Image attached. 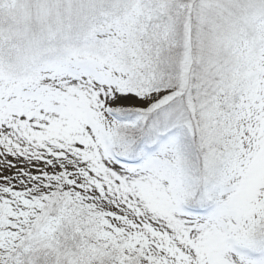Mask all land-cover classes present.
I'll list each match as a JSON object with an SVG mask.
<instances>
[{"label":"snow or ice","instance_id":"6c2138e0","mask_svg":"<svg viewBox=\"0 0 264 264\" xmlns=\"http://www.w3.org/2000/svg\"><path fill=\"white\" fill-rule=\"evenodd\" d=\"M0 264H264V0H0Z\"/></svg>","mask_w":264,"mask_h":264}]
</instances>
